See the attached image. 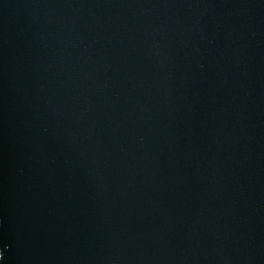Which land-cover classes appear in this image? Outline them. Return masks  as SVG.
<instances>
[{
    "label": "water",
    "instance_id": "1",
    "mask_svg": "<svg viewBox=\"0 0 264 264\" xmlns=\"http://www.w3.org/2000/svg\"><path fill=\"white\" fill-rule=\"evenodd\" d=\"M0 264H264V0H0Z\"/></svg>",
    "mask_w": 264,
    "mask_h": 264
}]
</instances>
